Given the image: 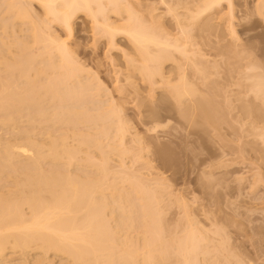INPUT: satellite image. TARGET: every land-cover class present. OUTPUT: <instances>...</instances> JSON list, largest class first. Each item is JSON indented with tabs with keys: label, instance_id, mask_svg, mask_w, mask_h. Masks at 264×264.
I'll return each mask as SVG.
<instances>
[{
	"label": "bare ground",
	"instance_id": "obj_1",
	"mask_svg": "<svg viewBox=\"0 0 264 264\" xmlns=\"http://www.w3.org/2000/svg\"><path fill=\"white\" fill-rule=\"evenodd\" d=\"M4 1L3 2L5 3V6L3 3L2 5L4 8H1V10L5 9L3 11L5 12V16L7 14L8 17H6L7 19L6 23H3L6 21L4 18L5 16L3 17V15L2 17L4 18L5 21L3 22L0 21V24L2 23L4 24L2 25V27L0 26L4 31L3 32L4 34L3 33L0 34V67L2 68L4 67L3 71H5L4 73L2 71V74L0 72V115H1L0 125L1 123H4V125H6L5 129H7V125H9L8 129L12 128L13 130L16 131V129L14 128L17 126L16 123H18V120L15 119L14 117L15 115H17L18 117L24 114L25 112L32 113L35 111L34 113H38L43 111L44 107L43 105L40 104L41 103L45 104V102H43L44 100L40 99L41 97L43 98L50 97L49 99L51 101H53V99H55L56 101L57 99V101L59 102L56 103H58L59 106H61L60 104L62 102L65 103L68 101L71 102V103L68 102L66 103V105L64 104L62 107H59L60 109L63 108L62 113L61 112L58 113L60 110L59 108H55L56 107L55 105L52 114V116L53 115L54 116L51 117L52 119L57 118V120L60 121L64 117L66 119L67 118L69 119L70 117L75 122H77L78 120H80V117L79 119H77L79 113L80 115L81 113L83 114V110L77 109L78 107L77 103L78 102L81 103L80 107H84L83 105H85L84 102L83 103L80 102L84 100H80V99L89 96L90 99L92 98L94 101V98L92 96L88 95V93L86 95V91L89 90V88L91 89V87H89L90 85L88 84L89 82H87L84 78L83 79L85 81H83V79L81 78L83 76L85 68L76 61V58L73 57L74 50H72L73 52H71L69 50L70 46H68L69 45L68 39L72 37L73 34L74 18H76L79 15H83L84 17L88 18L91 21L92 23L91 28H92V32L94 33V40L97 41L101 38L105 39L106 40L105 43L108 47V50L111 51L116 49L117 47L116 37L119 35H123L126 38V40L130 42V45H132V54L131 55H127L128 53L124 54L127 63L125 68L128 72L126 74V81L129 86L135 87V84L134 82H132V79L135 78V76H138V78L142 82H144L149 88L153 89L160 87L161 85L163 86L160 88H169V89L171 88L172 90L169 93V95L170 96L172 95V97L174 98L173 100L175 105H178L179 108L182 107V105H186V108H182L185 110L184 111L185 116L183 115V117L189 115L190 116L189 118L192 119L193 121H196V119H198L197 121H199L200 123L202 122L203 125H209V126L212 125L213 127L215 125L217 126V124L221 122L222 113H221V108L219 109L220 106L217 107L215 105V102H213L214 101L213 99L206 98V96L203 97L198 94L199 92H195V90L193 89L199 88V86H201V88L216 87L214 86L216 85V82L213 79L214 74L213 72H211V70H213V68L215 69V67L217 66H218L217 69L220 68L219 63L221 65V61H223L222 59L219 63L214 62L215 67H212L211 65L212 62L209 61L208 59L207 60L204 59L203 57L205 55L203 56L199 54L202 52V50L199 51V49H197L199 44L202 46L204 42V44L207 45L206 48L210 47L212 50L215 49L220 50L219 53L222 52V54L220 55L222 56L224 55V57L226 56V58L229 56L234 57V55L236 54L235 48H232L231 49L232 51L227 50L228 52L226 51L227 52L226 54L225 52L226 48L221 46L223 39L218 35V31H219L218 28L220 29V27L218 24H215L216 23L215 20L218 19V16L222 15L221 12H223L221 10H218V8L225 0H191V2L187 1L188 4L191 3L190 4V6H192L191 9L187 6H184L182 2L181 3L183 5L179 2L175 4V7L169 6L168 12L172 14L171 15L172 17L174 15L175 16L174 18L176 20L175 23L176 25L174 26L173 25L174 23L172 24L173 27L174 28L176 27V30L178 31V34L176 33H175L176 35L174 34L175 36L173 34L171 35L172 32L170 31H168L170 32L169 34L167 32V29L163 27L162 25L163 23L157 20L160 17L158 15H155L154 13L155 9H152L151 12L147 14V17L145 19L144 17L140 16L139 11L135 10L134 4L129 0H4ZM159 2L163 5L169 3L168 0H159ZM227 2L229 5L228 6L229 10L231 11L229 12L231 13L230 16L233 17L234 15L233 0H227ZM33 4H37L40 7V9H42L41 11L43 12L42 14L43 16L41 15L39 16L43 18L35 15L32 12L33 10L31 9ZM183 6L184 8H188L187 10H189L188 11L189 13L186 12V14L185 13L182 14L177 12L178 8L179 7L183 8ZM255 7H257L255 8L256 12L258 10L257 13H263L262 10L264 8V0H256ZM223 15H225V13ZM113 17L115 19L117 18L116 22L112 20ZM180 17H183L187 20L185 21V19ZM213 21L215 23H213ZM19 24L20 25L27 24L26 25L28 26L27 31L29 32L28 38L31 37L28 39V42H26V40L23 41L25 38H18V35H17L18 40L15 39L16 36H14L15 35L14 29ZM55 25L65 30L67 35L66 36L67 38L65 40L62 39L61 41L60 40L61 38L58 37V35H55V33H53L54 30L52 31V28ZM174 28L173 30H175ZM10 29L11 30L13 29L12 32L14 31L12 33L13 37L10 36L11 34L9 33ZM248 30L249 31L253 30V27H250L249 29H247V31ZM194 32L197 34L194 35L193 34ZM231 33L234 36H236L235 30L232 29ZM9 37L10 40L13 38L12 40L13 41L17 40V42L8 40ZM212 37H214L215 39L217 38L219 39H217L218 41L217 40L214 41L213 40L214 38ZM196 38H200L202 40L201 42L202 44L200 42L196 43L197 40H199L197 39L195 42L194 39ZM10 42H12V44L15 43L16 47L18 45L20 50V55L17 53L18 56L14 57L12 60L10 58L11 55H7V58L9 56L8 58L9 60L5 57L6 56L5 54H9V53L12 54L11 52L14 53V51H12L13 50L12 48L15 44L12 46ZM9 45L10 48L12 47L11 48L12 50L9 49L8 47ZM33 46H37V48L39 46V48L35 50ZM228 48H230V46ZM31 49L32 50L34 49L35 51L34 55L31 54L32 51ZM198 54L201 56V57L199 56V59L197 56ZM177 56H179V58ZM169 62H171L170 65L174 64L173 65L174 67L172 66L174 69L172 68L171 71L169 70L167 71L168 73L170 72L174 74L175 78H172V80H171L172 74L171 75L165 74L166 72H164L166 71L164 70L165 67L164 65ZM208 63L211 64L209 65ZM3 64L5 66H3ZM232 64L230 65L229 63L227 65L231 68ZM209 66H211L212 68ZM250 66L248 68L249 70L256 69V67L253 66L250 67ZM2 68H0V71L2 70ZM47 72L48 73L50 72L51 75L49 74L48 79H45L47 82L43 78L42 80L45 82L42 81L41 83L40 81L41 78L44 75H46L45 73ZM3 74L5 76L1 77ZM190 74L192 76L191 78L189 77ZM166 75H168L169 77L168 76L166 77ZM246 79L250 82L249 88H251V92L255 94L256 98H258L257 100L261 99L264 105V76L262 75L249 76ZM195 80L197 82H195ZM236 85L238 87L240 86L239 83ZM42 91L45 94H43ZM39 92H41V94L43 95L38 94ZM92 92L93 91L91 90L89 91V93ZM91 95L94 94L92 93ZM37 96L39 97L40 102L38 101ZM94 96L97 95L95 94ZM165 98L167 97L165 96ZM162 99L164 100V98ZM50 100H48L47 98V100L45 101H50ZM87 100H85L86 101L85 103L89 104V100L88 102ZM163 100H161V103L163 102ZM73 101L74 102L76 101L75 102L76 106L72 104L74 103ZM70 104L72 106H70ZM64 106L67 107L64 108ZM40 108L43 109L40 110ZM116 108L115 110H113L114 108L108 109L111 110L109 112L107 110H102L103 111L102 112L100 108H96L98 109V110L95 109V111H98L97 113L98 119H97V115L91 114L89 111H87L88 113H90V116L95 115L97 120H95V117L91 116L92 119L95 120V122H93L92 119L89 118L90 117L89 115L86 116V118L85 115H83L84 117L82 116L83 118L81 117L82 119L79 121V123H82L83 121H85L86 123L88 122L91 123L90 122L91 120L93 125L95 124L97 130L96 134L98 130L101 128L102 129L100 133L104 131L102 133L103 136L100 133L99 135L97 134L100 137L96 136L95 134L93 136L95 139L93 137L91 139L90 138L91 136L89 137L82 136L81 138L84 137L85 138L83 139V141L80 140L82 141L79 143L81 144V149L82 147H84L83 149H85V146L87 145L90 146L92 144L93 147L95 148L99 146L101 147L103 141L102 140L100 141V138L103 139L102 137H104L105 136L104 134H106V139H107L109 136L108 132L109 130H111L109 128L110 125L108 126L107 125L108 123L106 124V121L108 122V118H112L111 120H109L111 122L109 124H112L110 127L113 126L112 129L114 128V126L117 127L115 131L119 135L118 137H120L119 140L123 138L121 136L125 135V134L123 135V133H125L126 130L128 131V127L127 125H125L127 129L124 127V123L126 121L120 118L121 116L119 117L118 113L121 112L118 110V108H117L118 110L117 112ZM45 109H47V107H45ZM45 109L43 112H46ZM56 110L57 113H55ZM99 110L101 112H99ZM104 111L106 114L104 113ZM1 112L5 114V115L3 114L4 118ZM87 112L85 111V113ZM181 112H183V110ZM31 113L29 116L32 115L31 117L33 118L29 117L31 119V120L29 119V121H32L34 117H36V115L38 116V114H35V116H33L34 114ZM255 113L259 115V113L261 114L262 111L258 108ZM152 114L153 116H155L157 114V111L156 112L153 111ZM46 115L47 114H45L44 116L43 114L42 117L41 116L40 117L43 119H47L46 117L48 116ZM74 117L77 118L74 119ZM115 117H117L119 119L117 120L120 121L118 125L116 121L114 122V120L116 119ZM84 118L88 122L84 120ZM87 118L90 120H88ZM99 120H100L99 124L103 120L102 125L105 124L104 126L107 125L108 128L105 129V127L102 125L101 128H99L100 127L99 124L97 127L96 122H98ZM74 121L71 120L70 122L69 120L68 122L74 124ZM61 122L67 123V120L66 121L62 120ZM15 124L16 126H14ZM104 129L108 130V132L106 133ZM27 130L29 131V129ZM27 130L25 131L20 130L19 133L21 135V131H22L23 136L27 134L26 138L29 139L28 142L27 139H25L26 142L25 140L21 139L25 143H23L21 140L20 142L13 141L14 143L12 142L6 143L5 141L1 143L2 140H0L1 146H3V144L5 143L3 148L0 146V169H2V172L7 173L8 171L7 168H11L13 166H14L13 168L17 170L18 167H21V163L23 165L29 161V163H26V165L22 166L23 169L21 170V172L19 171V169L21 168L18 169L19 175L20 173L21 176H23L22 175L23 173L25 175V179L23 178L24 179L23 182L21 178H19V180H21L20 181L21 183L19 185L21 192L20 193L18 192L19 191L18 187L14 188L15 190L18 189L17 194L20 197L18 196L17 197L20 199H17V197L14 196L15 192L14 194L13 193L9 194L10 196L11 195L14 196L15 197L14 199L13 198L10 199L8 195H7L8 199L6 198L4 199V201L2 198H5L6 196L1 198L2 200L0 202V264H38L39 260L37 259V257L38 258L40 257V262H41V259L47 260L51 258L50 256H52L53 258L56 256L63 257L65 258V260L63 259V261H66V257H67L68 259H72L74 261V263L71 264H139L142 262H143L142 264H196V263L206 264L208 263L205 262L207 260L206 256L207 255L209 256L211 251H212L211 255L213 253L216 254V252L217 254H219L218 257L222 255L223 258L222 259L219 258L221 259V261L218 258H216L218 259V261H220L218 263H222V264L252 263L251 261L247 263L243 262V260H240L238 257L239 253L237 255L236 251L233 252L232 251L233 249L232 250L229 249V245H230L229 240L226 241L225 238H222V237L227 238L226 236L227 233L225 234L226 232L225 230L223 232L221 228H218L219 226H217V224H216L217 227L215 226L216 231H212L211 236H210L211 232L210 233H207L206 231L203 232V228H200L201 225L199 227L201 229L200 231V229L198 228L199 223H196V225H198L196 226V228L198 229L194 230L193 228H195V226L187 222L188 225H191L189 226V230L190 227L193 226V228L191 229L190 232H188L189 231L188 228L186 229L183 228V231L180 234L183 237L182 236L180 237L179 235L180 231L177 236L175 235L177 234L176 231L172 232V233L176 232L174 233V236L172 235L171 232H169L168 234L167 230L164 231L167 225H162L163 224L162 222H164L165 224L163 216L162 218L160 217L161 213L163 215V211L160 210L161 207H158L159 204L161 203L159 202L161 201V198L157 197L159 196L158 194H161L160 189H158L160 193L159 192L157 193L158 190L155 186H154L155 188L153 187L151 188V186L149 185L150 189H148V184H147L148 182L146 183V181L145 182L142 181L144 179H141V177L136 176L137 177L136 178L135 176H133V174L136 175L133 172H132L133 174L129 172L132 176L131 178L130 177L129 178L130 180L133 179L132 181L134 183L127 180L128 178L125 179L128 174H126L127 171L126 172L124 171L126 176H124L125 178L124 177L123 178L125 179V181L126 180L127 182L129 181L128 183H131L128 184L129 186H132V187L127 186L129 190H127L128 189L127 188L124 192L125 193L126 191L129 192L131 188L134 190V191L132 190L133 191L132 193L137 191V193L140 195L137 194L138 195L137 197L136 193H134L133 195L129 196L130 193L128 192H127L128 195L127 193L126 194L122 193L124 188H122L123 190L121 188H113L112 191H115L116 189H118L119 192L121 190L122 191L120 192V197H118L117 194L119 195V193H116L117 192L116 190V192H114L116 194L111 196L112 198L111 200H109L110 199L109 196L111 195L112 192H110L111 190L107 186V183L109 182V180L107 179H109L108 178L110 174L109 171L111 169L109 168V162H110L109 160L111 158L109 159L108 156H111L112 153L117 154V152H121V151L122 154L120 153L121 155L118 154V156H123L126 153V151L128 154L131 153L130 150H132V148L130 149L129 147H127V150L124 153L123 151L124 149H126L124 148L125 147L124 145L122 146L124 149H121L120 151L119 147L118 148L116 147L118 146L117 143L115 144V146L112 144L114 146L113 149L115 151L118 150L115 152L112 149L113 146L109 143L112 147L109 145L107 146L106 149L112 152L107 153L108 150L105 151L106 154H111V155H104L105 151L101 150L102 152L101 157L102 155L103 157H102V161L99 162V166H98L99 172L97 171L96 168L94 169L96 170L97 174L96 172L82 173L83 170H81L82 175L80 173L77 174L78 172H80L78 171L80 170L78 168H77L78 170L74 168L76 169L75 173L77 172L76 173L77 175L73 174L74 169L73 172L72 170L70 171L72 173L68 174L66 172H68V170L71 169L68 163L70 164L75 163L74 161L77 160V155L79 156L81 152L80 145L79 147L75 146L77 148L73 146L70 147V144L67 142L66 139L67 136L63 134L65 136L64 137L61 134L59 135V138L57 137L54 140L52 139V142L51 139L49 140L50 142H48V144L51 143V145L49 146H52V148L51 147L48 148L47 144L45 145L46 142L43 141L44 143L43 142L40 143L37 142V140L36 141L33 140L32 137L30 136L31 132H28ZM7 131L10 132L9 130ZM111 131L113 132L114 129ZM122 141L123 139L119 143H123ZM42 144H44L45 146ZM43 147H45V150L49 149L48 154L45 153L47 152V150L44 151ZM108 147H110L112 150ZM115 147L117 149H115ZM97 149L100 150L102 149V147ZM132 153H134L136 156V154H138V151L136 153V151L134 150V152L132 151ZM87 156H89V154ZM86 157H85L86 160L82 157L83 158L82 160L83 161L85 160V162H87L90 156L87 158ZM15 158H17V160L18 158H20L21 161H18L20 166H18L19 164L17 163V160ZM48 158L52 159L53 162L51 161V163L53 164L56 161L58 162V160L60 161L62 159L60 161V162L63 161L61 165L65 164L64 160H66V163L68 162L67 166L66 164L64 165L66 166V169L63 168L64 166H62V168L66 170V172L63 169H61V165L59 164L60 162L58 163L60 165V168L56 167L57 165H55V166H51L53 167L51 169L50 167L49 169L47 168L48 171L47 170L43 171L45 168V164L44 167L41 166L43 165L44 162H47L46 159ZM90 158L92 161V159L94 160L95 157L93 158L91 156ZM89 160L87 162L88 165H86V163L84 162L85 166H89V165L91 166V161L89 162ZM42 161L43 163L41 164ZM14 162L15 164L16 163L18 164L16 165L17 167L15 166V164L11 166L12 163ZM81 165L80 168L82 169ZM121 165L122 166H119V169L120 167L122 168L124 167V163L122 162ZM13 168L12 171L9 172H13ZM16 170H14V172H18ZM23 170L24 172L22 173ZM33 170L35 171L33 172ZM85 170L86 167L84 171ZM87 170L92 171L90 169ZM122 170H124V168ZM88 173L89 174L92 173L93 175H88ZM98 173L100 174V176L101 175L102 176L98 177L99 176ZM130 174L128 176H130ZM17 181L18 179L15 181L18 186L19 182ZM113 181H111V188L113 186L114 187L116 186V182ZM112 182L113 184L115 183V185H113ZM118 185L119 183L117 184V187H119ZM106 189H108L109 191H107ZM106 191L107 193L110 192V195L109 194L107 195ZM123 194L127 195V197L125 196L126 198L130 197L132 199L133 196L135 198L137 197L135 200L138 199V202L133 201V199H132L133 202L126 201V199H124L125 197L123 196ZM141 195L143 197H142V201L140 202L139 200H141L140 199ZM114 197H117L119 199ZM130 198L127 200H130ZM124 203L127 205L128 210H126ZM133 203H137V204L139 203V204L132 205ZM140 203H142V206L140 205ZM128 205L131 206V207L129 206L130 209ZM113 206H116L115 208L117 209L118 212L113 209L114 208ZM137 206L142 207L141 213H140L141 208L138 210ZM109 207L113 210H111ZM109 209L112 211V212L109 211L111 212V214L108 213L109 215H111V217H108L107 216L108 214L106 213ZM136 210L139 211V212L137 211L138 212L137 214L139 213L140 215L142 214L143 218L146 219L145 227L141 228V226L139 225L137 226L135 224L138 227V230L136 227L135 229H133L134 223H136L134 222L136 219L133 220L134 215L136 217ZM115 212L120 214L116 215ZM142 216H140V218ZM206 216L208 215L206 214ZM113 218L114 221L116 219L119 221L118 225H117L118 221L115 222L116 223L115 226L117 225L115 227L116 230H113L114 228L111 230L113 226L109 224V219L112 222ZM125 220L128 221L125 222ZM141 220L139 224L141 223ZM136 221L138 222V219ZM196 221L199 220L195 219V222ZM212 221L214 222V220ZM120 222L123 224H121ZM129 222H131L132 225L128 224L127 226V223ZM213 222H212V227H213ZM202 223L204 222L202 221ZM112 224H114V222H112ZM120 224H121V228H120ZM122 225H125V227H122ZM131 226H133V228ZM163 226L165 227L163 228ZM126 227H128L129 230ZM122 228L127 229L124 231L126 232L125 234L124 232L121 233L123 234V236L119 232V231H123ZM143 228H145V234H147L150 237L149 239L147 236H146L147 238L145 239L144 235H142L141 232H140L141 234L137 233V231L138 232L143 231L144 230ZM130 229H132L133 231L137 230L134 231V233L140 234L141 236L144 237L143 240L141 239L143 238L141 236H138L137 239L135 238V240L140 239V241H143L142 243H140L139 241L136 244L134 241L131 240L133 238H131L132 236L130 235V232L133 231H131ZM208 229H210V227ZM184 230L186 232V235ZM206 234L209 235L207 236ZM169 235L173 237H169ZM9 252L11 253V255L13 254L14 256H16L15 257L16 259L14 258V256L11 255L8 256ZM202 255L203 257H201ZM31 256L32 257L35 256V258H31L29 260ZM45 256H48V258H46ZM142 258L143 261L141 260ZM34 259L37 260H35L34 262ZM213 259L211 258V261ZM67 261L65 263L68 264L69 261L68 262ZM43 262H45L46 264V261L43 260Z\"/></svg>",
	"mask_w": 264,
	"mask_h": 264
},
{
	"label": "rangeland",
	"instance_id": "obj_2",
	"mask_svg": "<svg viewBox=\"0 0 264 264\" xmlns=\"http://www.w3.org/2000/svg\"><path fill=\"white\" fill-rule=\"evenodd\" d=\"M3 1L4 0H0V3H1L0 4V11H1L0 21L3 22L6 20L5 22H3V23H6L7 22L6 17L8 16L7 14L5 16V12L3 11L5 9L1 10V8H4L2 4L6 2V1L4 2ZM129 1L134 4L135 10L139 11L140 16L144 17L145 19L147 17V14L150 13L152 9H155V12H154L155 15H158L160 17L157 20L163 23L162 25L164 28L167 29V32L168 31L172 32L171 35L172 34L174 35L175 33L178 34V31L176 30V27L175 28L173 27V25L174 26L176 25L175 24L176 20L174 18L175 16L173 15L172 17L171 16L172 14L168 12V7L169 6L175 7V4L179 2L180 3L182 2L184 6H187L190 9L192 7L190 6L191 3L190 4L187 3V1L191 2V0H168L169 3L166 5L161 4L159 0H129ZM255 5H256V0H233V9H234L233 14L234 15L233 14L232 15L234 18L230 16L231 13L229 12L231 11L229 10V7H228L229 5H228L227 0L223 1V3L218 8V10H221L223 12H221L222 15H219L220 18L218 16V19H216L217 21L215 20L216 23L214 21L213 23L218 24L220 27V29L218 28L219 31L218 30L217 31H218L219 37L223 39L221 46L226 48L225 52L227 50L232 51L231 49L235 48L236 54L234 55V57L232 55H231L232 57L229 56L230 58L227 57L230 60L232 59L231 61L227 59L226 56L224 57V55L223 56L220 55L222 54V52L219 53L220 50H217V49L212 50L210 47L206 48L207 45H205L204 42L202 44L201 43L202 40L200 38L194 39L195 42L197 39H199L197 40L196 43L200 42L202 44L203 47L199 44L201 48L198 45L199 48L197 47V49H199V51L202 50V52L199 54L203 56L205 55L203 57L204 59L206 60L208 59L209 61L212 62V64L208 63L209 65L211 64L212 67H215L214 62L219 63L223 59V61H221V65L219 63L220 68L217 69L218 67L217 66L215 67V69L213 68V70H211V72H213L214 77H215V78L213 77V79L216 82V85H214L216 87L201 88V86H199V88L193 89L195 90V92H199L198 93L199 95L203 97L206 96V98L213 99L214 100L213 102H215V105L217 107L220 106L219 109L221 108L222 119H221V122L217 124V126L215 125L213 127L212 125L211 126L203 125L202 122L200 123L199 121H197L198 119H196V121H193L192 119H190L189 115H186V117H183V115L185 116L184 114L185 110L182 108H186V105H182V107L180 108L178 107V105H175L174 100H173L174 98L172 97V95L171 96L169 95V93L172 90L171 88L170 89L160 88L163 85L157 88H153V89L149 88L144 82H142L138 78V76H135V75H134L135 78L132 79V82H134L135 87L129 86L126 81V74L128 72L125 68L127 63H126V57L124 54H127V53H128L127 55L132 54V45H130V42H128L123 35H119L116 37V44H117L116 49L111 50V51L108 50V47L105 43L106 42L105 39L101 38L97 41L94 40V33L92 32V28H91L92 27L91 21L88 18L84 17L83 15H79L76 18H74L73 34H72V37L68 39V44H69L68 46H70V48L69 47L68 48L71 52H73L72 50H74L73 57L76 58V61L85 68L84 73H83L84 77L82 76L81 78L82 79L84 78L87 82H89L88 84L90 85L89 87H91V89L89 88V90H87L88 92L86 91V95L88 93V95L94 98V101L92 98L91 100L89 96L88 97L86 96L87 99L89 98L88 99L89 104L85 103L86 102L85 100H87L86 97L80 99V100H84L80 102L82 103L84 102L86 107L85 105H83L84 107H80L81 103L77 101L78 102L77 106L80 107V108L77 107V109L83 110V114L81 113L80 115L79 113L81 111L80 110L78 112L79 113L78 118L74 117V119L76 118L79 119L80 117V120H81L84 117L83 115H85V118H86V116L88 115L90 116V113L97 115V119H98V114H97L98 111H95L96 108H100L101 111L107 110L109 112L111 110H108V109L114 108L113 110H115V108L117 107L118 110L121 112V113H118L119 117L121 116L120 118L126 121L125 122L126 124L124 123V127L126 129L128 127V131L126 130L125 133H123V135L124 134L125 135L124 136H121L122 134L120 135L121 137H123L121 138V140L123 139L122 141L123 143H119L121 142V140H119L120 137H118L119 135L115 131L117 127L114 126L113 128L114 131L113 132L111 131L113 130L112 129L113 126L110 127L112 124H109L111 123L109 120H111L112 118H108V122L106 121V124L108 123L107 125L108 126L110 125L109 128L111 130H109V132L108 130H105L108 128V126L107 125L104 126L105 124L102 125L103 120L101 121L100 124H99L100 120L96 122L97 127H98V124L100 126L99 128H101V125H102L105 127L104 129L105 132L109 133V136L107 139H106V134H104L105 136L102 137L103 139L100 138V141L101 140L103 141V144H101L102 149L98 150L97 148H101V147L99 146L95 148L93 147V144L90 146L88 145L85 146L86 145L85 144L84 145L85 149H83L84 147H82L81 149V144L79 143L82 142L83 139L85 138V137L84 138H81V137L91 136L90 138L92 139V137L96 134L97 130H96L95 124L93 125L92 123V121L95 122V120H97L95 115L94 116L91 115L92 117H95V120H93L91 116L89 118L92 119V121L87 118L88 120H90L91 123H89L85 118L84 120H86L88 123H86L85 121H83L82 123H79L80 120L78 121L76 120L77 122H75L70 117L69 119L68 118L66 119L65 117L61 119V121L67 120V123L66 122L62 123L60 120H57V118L52 119V117L54 116V115L52 116V114H53L55 105H56L55 108H59V107H62L64 104L66 105V103L68 102L71 103V102L70 101L66 103L62 102L63 103L62 104L60 101L61 106H59V104L56 103V102H59L57 101V99L56 101L55 99L51 101L49 99L50 97H47L46 95L45 96L50 101H45L47 100V98L41 97L40 99L44 100L43 102H45V104L41 103L40 105H43L44 109L45 107H47L48 110L47 109L45 110L48 113L43 112L44 111L43 108H42L43 111H41L42 115L44 114L45 116V114H47L46 115L48 116L46 117L47 119L41 118L42 117L41 112L34 113L35 111L32 112L34 114L33 116H35V114H38V116L36 115V117H34L33 120L35 121L32 120L33 122L29 121L30 119L29 117L32 116V115L29 116L31 112L30 113L28 112L29 114L25 112L24 114L18 117L17 115H15L14 116L15 119L18 120V123H16L18 127L16 126V124L14 125L16 126L14 128L16 129V131L13 130L12 128H11L12 131L11 129H8L9 125H7V129H5L6 125H4V123H1L0 125V136H1L0 140H2L1 143H3L4 141L6 143L7 142L14 143L15 141L20 142L21 139L25 140L27 139L26 138L27 134L24 132L26 135L24 134L25 136H23L22 135L23 132L21 131V135L19 132L20 130L25 131L29 129V131L28 130L27 131L31 132L30 136L32 137L33 140L35 141L37 140V142H40V143L44 141L46 142L45 145L47 144L48 148L49 147L52 148V146H49L51 145V143L48 144V142H50L49 140L51 139V142H52V139L54 140L57 137L59 138V135L64 134L65 136H67L66 139H67V142L70 144V147L71 146L79 147L80 145L81 152L79 156L77 155V160L74 161L75 163H71L73 166L67 162L70 165L68 166L71 169L70 170L67 169L68 172H66V170L63 169V168L66 169V166H67L66 160L63 159L66 164V166H64L65 164L61 165L63 161L60 162L62 159L60 161L58 160V162L54 161L55 163L53 164L51 163L52 161L51 158L46 159L48 163L47 162L43 163L44 161L43 160L41 162V164L43 163L41 167H44V164H45V168L44 170L43 169L42 170L48 171L49 167L50 169L53 168L51 166L57 165L56 167L60 168V165H61V169H63L68 174L72 173L74 168L80 169V170L77 169L78 171H80L78 173L76 172L77 174L79 173L81 174V170H83L82 173H87V172L94 173L96 172V170H94L95 168L99 172V169H98L99 162L102 161V157H103V155L101 157V153H102L101 150L107 151L108 149L106 148L110 144L111 145L113 144L115 146V144L117 143L118 146L116 147L117 148L119 147L120 151L121 149L126 148L123 151L124 153L127 150V147H129L130 149L132 148V150H130L131 153H129L130 155L126 151V153L123 156H118V154H120L122 151L117 152V154L112 153V155L106 154V151L105 153L103 152L104 155H111L108 157L109 159L111 158L109 160L110 161L109 168H111L112 170L110 169L109 177L107 176L109 178L107 180H109L110 182V183L109 182L107 183V186L110 188L111 190L110 192H112L113 194L111 193L110 195V192L107 193V191L109 190L106 189L107 195L108 194L110 195L109 200H111L112 198L111 196L115 195L116 193H119V195L117 194V196L120 197V192L123 190L122 188H124L122 193H125L124 191L128 188L127 187L129 186L128 184H131L128 182L129 181L133 182L132 181L133 179L130 180V178L132 177L130 173L133 172L136 174L134 175L132 173L133 176L141 177V179H144L142 181L144 182L146 181V183L148 182L147 183L148 189H150L149 188L150 186L151 188L156 187L157 190L160 189L161 194H158L159 196L157 197L161 198V201H159L161 203L159 204L158 207H161L160 210L163 211V215L159 211L161 213L160 217L162 218L163 216L165 224L164 222H162L163 223L162 225H167L166 227L169 230L165 226H163V228L165 227L164 231L167 230L168 234L169 232L172 233L173 231H176L177 234L175 235L177 236L180 231L179 233L180 235L183 231V228L184 229L188 228L189 230V226H191V225H188L189 223L195 226V228H193V226L190 227V230L188 232H190L192 228L194 230L198 229L201 225L200 228H203V232L204 231H206L207 233L211 232L210 233V236H211L212 231H216V227L219 226L218 228H221L223 232L225 230L226 231L225 234L226 233L228 234V235L226 234L227 238L226 237H222V238H225L226 241L229 240V244H230L229 249L230 250L233 249L232 250L233 252L236 251L237 255L239 253L238 257L240 260H243V262L245 263L251 261L252 262L251 264H264V138H263L264 137V113H263L264 105L261 99L257 100L258 98H256L255 94L251 92V88H249L250 82L246 79L249 76H259V75L264 76V8L262 10L263 13H257L258 10L257 12L255 11L256 10L255 8H257L255 7ZM4 6H5V3H4ZM184 6L183 8H180L181 7L180 6L179 7L180 9L178 8L177 12L182 13V14L184 13L186 14V12L189 13L188 12L189 10H187L188 8H184ZM31 10H33L32 12L35 15L43 16L42 15L43 12L41 11L42 9H40V7L37 4H33ZM224 13L225 15H223ZM2 15L3 17L5 16L4 17L5 20L2 17ZM180 18H183V17H180ZM116 19L114 17L112 18V20H114L115 22H116ZM186 20L187 19H185V21ZM3 23L0 24L1 27L2 25H4ZM26 25L27 24H21V25L19 24L18 26L15 27L14 29L15 32L13 31L15 33L14 36H16L15 39H17V35H18V38H25L23 41L26 40V42H28V39L31 37L28 38L29 32L27 31L28 26ZM250 27H253V30L247 31V29H249ZM173 28L176 31L173 30ZM232 29L236 31V34H235L236 36H234L231 33ZM12 30L10 29L9 31V33H11L10 34L11 37H13ZM53 30H54L53 33H55V35H58V37L61 38V39L59 38L61 41L62 39L65 40L67 38L66 37L67 35L64 29H61L60 27L55 25L52 28V31ZM3 32L4 31L1 28L0 34H2ZM170 32L168 33L170 34ZM195 32L193 33L194 35L197 34ZM12 39L10 40V37L8 38V40L10 41H13ZM217 39L214 38L213 40L215 41ZM17 40L15 41L17 42ZM10 43L12 44V42ZM14 44H12V46ZM229 46L230 48H228ZM8 47L10 50L13 49L12 51H14V53L11 52L12 54L10 53L5 54L6 58H7V55H11L10 58L12 60L14 57L18 56V54L20 55V50H19L18 45L16 47V44H15L13 48L11 47L12 49L10 48V45ZM33 48L37 50L39 46L38 48L37 46H33ZM34 49L33 50L31 49L32 50L31 54L33 55L35 53ZM207 52H210V53H207ZM199 54L197 55L198 59L200 56ZM177 57L179 58V56ZM180 63H183V62H180ZM229 63L230 65L233 63L231 67L232 69L227 65ZM170 64L171 62L164 65L165 66L164 70H166L164 71L166 72L165 74H170V75L172 74L170 72L169 73L167 72L168 70L171 71L172 68L174 67L173 66L174 64L173 65H170ZM234 64H235V67H234ZM250 65L253 67H256V69L249 70L248 68ZM3 66L5 65L3 64ZM3 69L4 67L0 71L1 74H2ZM4 72L5 71H3V73ZM45 74L46 75L43 74L44 75L43 77L41 76L42 77L40 80L41 83L43 81L42 80L43 78L44 80L48 79L49 74L51 75L50 72L49 73L47 72ZM4 76L5 75L3 74L1 77H4ZM167 76L168 75H166V77ZM189 77L190 78L192 77L191 74L189 75ZM172 78H175L174 74H172L171 80ZM82 79H79V80H82ZM84 79L83 81H85ZM195 82L197 81L195 80ZM238 83L240 84L239 87L236 85ZM90 90L93 91L92 93L94 95L96 94L97 96L91 95L92 93H89ZM167 90L168 91L170 90V91L168 92ZM43 91L42 93L45 94ZM38 94L43 95L41 94V92H39ZM165 96L167 98H165ZM162 98H164V100ZM37 99L40 102L39 97ZM161 100H163L162 103H161ZM75 102L72 104L76 106ZM67 106H64V108H66ZM70 106L72 105L70 104ZM258 108L262 111V113L261 114L259 113V115L255 113ZM42 109L40 108V110ZM62 109L59 108L60 111L58 113L60 112L62 113L63 112ZM100 110L99 112H101ZM182 110L183 112H181ZM85 111L86 112L89 111L90 113L87 112L88 113L87 114L85 113ZM153 111L155 112L157 111V114L155 116H153L152 114ZM55 113H57V110ZM1 114L4 118L5 114L2 112ZM115 118L116 119L114 120V122L116 121L118 125L120 121H118L119 119L117 117ZM69 120L70 122L71 120L74 121V124L69 123L68 122ZM125 125H127V127ZM14 126H11V127H14ZM101 129H99L100 131L98 130L97 132L98 135L101 132ZM7 130H9L10 132H8ZM103 132L104 131H102V133ZM102 133L100 134L103 136ZM97 134L96 136H98ZM28 140L29 139H27V142ZM4 144L3 146H1L0 144V146L3 148ZM123 145L125 146L124 148L122 147ZM103 146L104 147L106 146V147L104 148ZM114 146L112 147V149L114 148ZM116 147L115 149H117ZM43 148H44V151L47 150V149L45 150V147ZM133 149L136 151V153L138 151V154H136V156L134 153H132V151L134 152ZM108 151L107 153L112 152L110 150ZM48 152H49V149L45 153L48 154ZM88 154L90 157L91 156L93 158L95 157L94 160L92 159L91 161V158L87 156ZM139 155H140V158H139ZM86 156L89 157L88 160L90 159L89 162L91 161V166L90 165L85 166L84 162L86 160L85 159ZM82 157L85 159L84 161L82 160L83 159ZM15 159L17 160V158ZM136 159H139V160H136ZM18 161H21L20 158H18L17 160V163L19 164ZM15 162L12 163L11 166H13ZM87 162H85L86 165H88ZM122 162L124 163V167H123L124 170H122L123 168L120 167V169L122 168L121 169L122 171H121L119 169V166H122L121 165ZM17 163L15 164V166L18 165ZM26 163H29V161ZM26 163L23 165H26ZM80 163L81 164L83 163L84 166L83 164L81 165ZM79 164L82 166V169L80 168ZM23 165L21 163V167H18V169L21 168L19 169L20 172L23 169L22 167ZM18 166H20V164ZM62 166L64 167L62 168ZM13 167L7 168L8 170L7 173L2 172V169H0L1 171L0 172V202L2 199L3 201L6 198L8 199V196L10 199L12 198L14 199L15 198L14 196L20 197L17 194L18 189L15 190L14 188L18 187L19 188L18 192L19 193L21 192L19 185L21 183L20 181L22 180L23 182V180L25 179V175L23 173L24 170L22 171L23 176H21V173L20 175L18 174L19 173L18 169L16 170ZM85 167H86V170H85L86 172L84 171ZM12 168H13V172L14 170L18 172H14V173L9 172V171H12ZM76 169H74V173H73L74 175H77L75 173ZM87 169H90L92 171H89ZM71 170L72 172H70ZM34 171L35 170H33V172ZM124 171L125 172L127 171L126 174L128 175L130 174V176L127 175V177L125 178L124 176L126 175ZM89 173L88 175H93L92 173L91 174ZM101 176L99 174L98 177H101ZM16 177L18 179L17 182H19L18 186L15 182L17 180ZM123 177L125 179L128 178L127 180L129 181L128 182L127 180L125 181ZM19 178H21V180H19ZM110 179L111 181L114 180L113 182H116L115 187L113 186L111 188ZM118 183H119L118 185L119 187H117ZM113 185H115V183ZM129 187H132V186H129ZM113 188H121L122 190L119 189L121 190L119 192L118 189H116L117 190L116 192V190L112 191ZM127 190H129V188ZM132 190L133 189L130 188V191L129 192L126 191V193L127 192L130 193L129 196L133 195L134 193H136V195L138 194L137 191L132 193L134 191ZM14 192L16 195L14 194ZM158 192L159 190L157 191V193ZM11 193H13L14 196L11 195L12 196L11 197L9 195ZM125 194H123V196L127 197V195ZM2 197H5V198H2ZM18 197L17 199H20ZM126 197L124 198L126 199V201L138 202V199L135 200L137 197L135 198L133 196L134 197V198L132 197L133 201L130 197L128 198ZM140 197H141L140 198L141 200L139 201L141 202L143 196L141 195ZM114 198H117V197H114ZM129 198L130 200H127ZM135 204L138 205L139 203L138 204L133 203L132 205H135ZM130 205H128V207ZM140 205L142 206V203H140ZM124 206L126 210H128L127 205L125 204ZM141 206L140 207L137 206L138 210L141 208L140 213L142 210ZM113 207L112 208L117 211V209L115 208L116 206H113ZM110 209L106 212L107 214L108 213L111 214L112 212L111 210L113 209L111 210ZM138 210H136V217L134 215V219H133V220L138 219V222L135 220L134 222L136 223H134V228L133 226H131L133 229H135L136 227L137 230H138V227H137L138 225L141 226V228L145 227L146 225V221H145L146 219L143 218L142 214L141 215L140 213L137 214L139 212ZM115 214L119 215L120 213L115 212ZM206 214L208 216H206ZM107 216L111 217V215L109 214ZM140 216L142 217L140 218ZM206 217L208 218L209 222ZM195 219L199 221L195 222ZM140 220H141V223H140L141 225L139 224ZM212 220H214V222ZM117 221H118L117 219L114 221V218H113L112 222H114V224H112L111 220L109 219V224L113 226L111 230L113 228H114L113 230H116L115 227L119 224V221H118L117 225L115 226L116 224L115 222ZM126 221L128 220H125V222ZM202 221L204 223H202ZM212 222H213V227H215L217 224L215 228L212 227ZM196 223H199V226L196 225ZM121 224H120V228H121ZM128 224H131V222L127 223V226ZM208 225L210 229H208L209 228ZM196 226H198V228H196ZM221 226L223 227V229ZM122 227H125V225H122ZM126 228L128 229V227ZM126 228L125 229L122 228L123 231H119L120 234L123 233L125 230H127ZM143 229H144L143 231H139V232L137 230H134V231H137V233L141 232L142 235H144L145 239L147 237L149 239L150 237L147 234H145V228ZM130 230L133 231L132 229ZM134 231L133 232L129 231L130 235L132 236L130 237L133 238V239L131 238L130 239L137 244V242H139L140 239L138 238L139 240H135V238L137 239L138 236H141L140 235L141 233L137 234V233H134ZM125 233L126 232H124V234ZM174 233H172L173 236H174ZM121 235L123 236V234ZM185 235H186V232H185ZM173 236L169 235V237H173ZM181 236L182 235H180V237ZM144 237L141 239L143 240ZM142 242L143 241H140V243ZM234 246L238 249H236ZM211 252L209 256L208 255L206 256L207 258L205 257L207 259L205 262H208L206 264H215V263L217 264L218 262H220L221 259L223 258L222 255L218 257L219 254H217V252H216L217 256L215 253L211 255ZM10 255L11 253L9 252L8 256ZM11 256H14V255L12 254ZM32 256L29 258V260L31 258H35V256L34 257ZM15 257L16 256H14V258ZM45 257L48 258V256H45ZM50 257H49L50 259H47V260L41 259V262H40V257L39 258L37 257V259L39 260L38 264H43V263L45 264L43 260L46 261V264H67L65 263L68 259L67 257H66V261H63V259L65 260V258L63 257H59V256H56L54 258L52 256ZM201 257H203V255ZM211 258L212 259L215 258L213 259L214 262L213 260L211 261ZM216 258L218 259L221 258V259H219L220 261H218V259ZM37 259H34V262ZM71 260L72 259H68L70 264L74 263V261L73 260L71 261ZM141 260L143 261V258ZM142 263H139V264H142ZM196 264H201V263H196ZM218 264H222V263H218Z\"/></svg>",
	"mask_w": 264,
	"mask_h": 264
}]
</instances>
